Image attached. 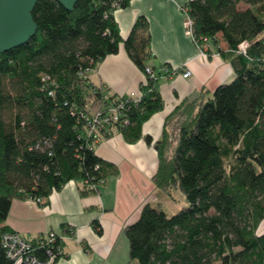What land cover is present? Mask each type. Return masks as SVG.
<instances>
[{"label":"trees","instance_id":"obj_1","mask_svg":"<svg viewBox=\"0 0 264 264\" xmlns=\"http://www.w3.org/2000/svg\"><path fill=\"white\" fill-rule=\"evenodd\" d=\"M130 1L77 0L68 12L55 0H38L35 35L0 54V239L11 232L4 223L12 199L46 200L68 182L86 196L118 175L96 156L87 122L105 95L119 97L92 85L88 72L123 43L146 75V19L138 17L123 41L113 18ZM185 5L194 44L206 38L230 63L233 78L165 118L152 143L151 181L160 192L180 191L187 206L169 216L143 204L123 231L126 264H264V0ZM157 82L140 85L142 100L125 112L128 123L114 124L104 139L113 131L129 143L140 139L142 125L163 109ZM0 264H9L1 243Z\"/></svg>","mask_w":264,"mask_h":264},{"label":"crops","instance_id":"obj_2","mask_svg":"<svg viewBox=\"0 0 264 264\" xmlns=\"http://www.w3.org/2000/svg\"><path fill=\"white\" fill-rule=\"evenodd\" d=\"M186 0H131L125 9L113 12L120 38L124 41L136 19L147 22L150 57L146 65L158 71L163 65L183 66L188 78L173 76L159 79L157 91L163 109L141 127L135 143L113 131L109 138L95 145L97 157L114 165L116 177H110L97 187V192L82 196L74 182H68L53 192L43 205L27 199L14 198L4 223L11 232L35 239L48 231L61 238L63 257L56 264H126L128 242L124 228L134 223L140 208L156 195L151 181L157 168V156L152 147L160 136L165 118L183 101L192 100L204 92L233 78L230 63L208 46L205 57L182 27L179 7ZM225 52L226 46H218ZM95 87H103L117 97L138 93L145 83L144 73L128 57L123 43L118 53L101 60L88 73ZM151 139V144L146 142Z\"/></svg>","mask_w":264,"mask_h":264},{"label":"built area","instance_id":"obj_3","mask_svg":"<svg viewBox=\"0 0 264 264\" xmlns=\"http://www.w3.org/2000/svg\"><path fill=\"white\" fill-rule=\"evenodd\" d=\"M115 1L116 0L113 2L114 6L117 5ZM188 1L192 0H186V2ZM180 11L183 15L184 32L186 35L190 36L193 41L192 21L188 17L185 4L180 6ZM196 48L199 51V56L205 57L209 49L207 39L203 38L200 44H196ZM246 48L247 44L242 43L239 46V51L244 54ZM145 74V83L147 78L152 81H158L161 78L166 79L178 75L188 78L191 75L190 71L183 66L168 65L161 66L158 71L146 67ZM108 100V97L105 95L99 109L87 122L89 130L88 137H90L93 144L104 139L105 133L114 124L118 123L122 127L128 123V120L125 118V112L132 106H137L141 102L142 94L140 92L130 93L126 96L119 97L118 101ZM86 184L88 185L89 191H96L95 185L89 184L88 182H86ZM27 200L38 205H43L45 201L41 198H28ZM0 243L9 264H56L64 255L61 238L52 231H48L36 237L34 241L24 238L15 232H6L2 234Z\"/></svg>","mask_w":264,"mask_h":264},{"label":"water","instance_id":"obj_4","mask_svg":"<svg viewBox=\"0 0 264 264\" xmlns=\"http://www.w3.org/2000/svg\"><path fill=\"white\" fill-rule=\"evenodd\" d=\"M38 0H0V54L27 43L36 33L32 11ZM71 12L77 0H55Z\"/></svg>","mask_w":264,"mask_h":264},{"label":"rangeland","instance_id":"obj_5","mask_svg":"<svg viewBox=\"0 0 264 264\" xmlns=\"http://www.w3.org/2000/svg\"><path fill=\"white\" fill-rule=\"evenodd\" d=\"M239 7L243 9L246 6L243 4H240ZM179 10H180V7H179ZM182 27H183V20H182ZM150 204L154 208H157V207L160 208V210L164 211L169 216L174 215L181 208L187 206V202L183 194L177 190H171L170 192H160L156 190V195L151 198ZM263 229H264V223L261 225L260 230H263Z\"/></svg>","mask_w":264,"mask_h":264}]
</instances>
